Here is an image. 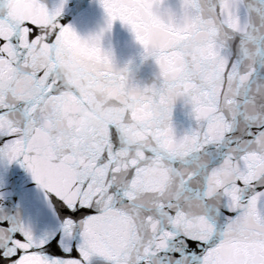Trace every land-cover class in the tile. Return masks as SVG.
<instances>
[{"label": "snow or ice", "instance_id": "obj_1", "mask_svg": "<svg viewBox=\"0 0 264 264\" xmlns=\"http://www.w3.org/2000/svg\"><path fill=\"white\" fill-rule=\"evenodd\" d=\"M65 3L0 0V165L47 212L0 193V264H264V0H100L87 38ZM117 20L150 83L102 50Z\"/></svg>", "mask_w": 264, "mask_h": 264}, {"label": "water", "instance_id": "obj_2", "mask_svg": "<svg viewBox=\"0 0 264 264\" xmlns=\"http://www.w3.org/2000/svg\"><path fill=\"white\" fill-rule=\"evenodd\" d=\"M51 6L53 0H45ZM15 10L23 14L26 11V0H15ZM60 23L73 28L81 38L95 35L105 27V13L100 0H66L64 10L59 18ZM101 48L110 54L116 68L127 65L134 79L143 83H150L155 69L150 61L141 62L142 49L135 41L130 29L114 21L110 30L104 31L101 37ZM173 123L179 129L186 126L187 118L178 104L174 108ZM0 193L11 194L15 197L10 205H19V211L25 218L36 221V210L40 209L38 226L43 227L47 222V212L39 204L38 194L25 174L16 166L5 169L0 165ZM21 197L24 199L21 200ZM94 264H100L94 261Z\"/></svg>", "mask_w": 264, "mask_h": 264}, {"label": "clouds", "instance_id": "obj_3", "mask_svg": "<svg viewBox=\"0 0 264 264\" xmlns=\"http://www.w3.org/2000/svg\"><path fill=\"white\" fill-rule=\"evenodd\" d=\"M82 89L85 93L89 92V85L85 82L82 86ZM80 113V118L87 124L94 125L99 124L104 121L105 115L104 113L100 112L99 108L92 109V106L89 105L88 107H81L78 109Z\"/></svg>", "mask_w": 264, "mask_h": 264}]
</instances>
